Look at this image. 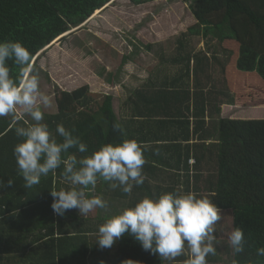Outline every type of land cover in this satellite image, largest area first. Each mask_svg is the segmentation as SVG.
<instances>
[{"label": "trees", "instance_id": "1", "mask_svg": "<svg viewBox=\"0 0 264 264\" xmlns=\"http://www.w3.org/2000/svg\"><path fill=\"white\" fill-rule=\"evenodd\" d=\"M111 1L0 0V43L21 42L34 59L43 48L85 23ZM130 1L139 5L155 0ZM190 9L197 24L179 39L186 55L171 59L186 66V75L172 82L189 84L192 78L195 88H211L202 102L205 106L208 103V111L214 110L213 97L226 94V102L230 104L264 105V0H193ZM202 34L207 41L205 49L196 50L192 40ZM8 64L13 68V76L18 77L19 69L11 60ZM95 97L89 85L73 91L62 90L56 94L57 113L44 114V122L53 133L63 124L87 144V153L69 150L68 154L78 158L107 143L136 139L130 134L127 119L117 114L113 96L104 95L102 100ZM153 100L155 106L163 107L160 98ZM201 112L204 114V107L194 110L197 117ZM25 121L33 123L31 118L20 116L18 120L0 117V264H125L129 260L134 264H183L190 258L186 254L176 261L163 260L158 253L144 250L130 234L116 240L111 248H101L97 241L102 225L98 215L99 223L81 216L78 209L57 215L52 208L51 190L69 188L61 175L63 165L56 175L49 173L41 178L40 184L30 189L24 187L14 148L21 142L15 128L24 126ZM117 122L126 136L113 131ZM200 133L207 136L208 132ZM215 134L212 133L215 141L209 144L202 141L195 146L192 174L185 168L182 169L185 173L173 172L174 187H154L146 179L143 185L134 186L129 196L99 180L101 197H107L109 203L103 220L135 206L146 194L158 198L168 192L195 191L200 198L214 192L217 195L210 198L224 218L217 224V254L207 257L208 264H264V256L258 255V249L264 247V118L219 117ZM136 140L152 144L145 149L148 163L143 171L150 172L156 161H165L171 170H179L171 165L172 158L160 159L156 150L161 151L162 146L158 141ZM203 159L208 165L206 171L202 170ZM185 162L188 166V159ZM9 179L14 181L11 187L7 186ZM176 184L184 188L178 190ZM237 227L244 230L246 239L245 251L240 254L234 253L229 239Z\"/></svg>", "mask_w": 264, "mask_h": 264}, {"label": "clouds", "instance_id": "2", "mask_svg": "<svg viewBox=\"0 0 264 264\" xmlns=\"http://www.w3.org/2000/svg\"><path fill=\"white\" fill-rule=\"evenodd\" d=\"M10 60L19 69L18 77L12 74ZM50 104L49 97L41 91L40 75L33 67L30 50L21 42L0 43V117L18 120L19 111L33 121L15 128L21 142L15 146L14 155L25 188L40 184L41 178L49 173L56 175L63 165L61 175L69 188L51 190L52 208L57 215L78 209L81 216H87L97 208L108 209V201L94 194L99 180L129 196L134 186L145 183L147 176L143 169L148 163L145 157L148 144L124 139L118 144H104L81 158L68 154L70 149L87 153L88 146L63 124L57 126L56 133L50 130L42 110ZM112 128L122 136L127 135L118 122ZM13 184V180L7 181L8 187ZM210 196L198 198L195 191L168 192L158 198L146 194L135 206L107 219L99 227L97 241L101 248H111L116 240L130 234L144 250L158 253L163 260L176 261L187 254L190 258L183 264H208L207 257L217 254V224L224 218ZM229 239L235 254L245 251L242 228H234ZM258 255L264 256V247L258 249ZM125 264L134 262L129 260Z\"/></svg>", "mask_w": 264, "mask_h": 264}, {"label": "rangeland", "instance_id": "3", "mask_svg": "<svg viewBox=\"0 0 264 264\" xmlns=\"http://www.w3.org/2000/svg\"><path fill=\"white\" fill-rule=\"evenodd\" d=\"M192 3L193 0H155L136 5L130 0H112L81 28L70 29L55 39L33 59L34 68L37 63L35 70L40 75L41 91L51 101L49 107L42 109L44 114L57 113L56 94L62 90L73 91L89 85L96 100L112 94L123 104L126 93L120 86L124 87L122 82L132 69V73H144L161 67L170 68L173 73L178 68L170 58L186 55L187 51L181 49L179 39L197 24L190 9ZM204 36L193 38L192 47L205 49ZM249 114L264 115V111L249 110ZM17 116L31 118L19 111ZM100 181L94 193L98 196H101ZM105 200L108 201L107 197ZM105 212L97 208L84 217L99 223L98 215L103 224Z\"/></svg>", "mask_w": 264, "mask_h": 264}, {"label": "crops", "instance_id": "4", "mask_svg": "<svg viewBox=\"0 0 264 264\" xmlns=\"http://www.w3.org/2000/svg\"><path fill=\"white\" fill-rule=\"evenodd\" d=\"M175 63L178 69L173 73L172 69L161 67L144 73H132L133 69L128 72L129 76L125 82H122L124 87L120 86V90L126 93L123 104H120L119 97L110 94L113 99L118 98L119 101H114L115 110L116 106L119 105V110L116 112L119 117L126 118L127 124L131 125V136L138 140L152 138L153 141H158L162 146L161 151L156 150L161 156L160 159L172 158L171 165L179 168V170H171L168 164H164L165 161L153 162L150 172L148 169L144 173L154 187L158 185L165 188L174 187L173 172L181 170L182 173H185L187 171H183L184 168L190 170L191 174L195 171V146H199L202 141L209 144L216 140L215 131L219 117L243 119L264 117V115L249 114V110L264 111V105L240 106L230 104L226 102L227 94L226 97H213L214 110L208 111V103L205 106L202 102L205 99L204 94L211 88H195L192 78L189 84L187 82L180 85L178 84L181 82L173 83L175 78H179L182 74L186 75V66L179 62ZM111 83L117 85L116 82ZM109 85L111 88V84ZM117 87L119 88V86ZM91 91L93 92V90ZM156 97L164 103L162 108L154 105L153 98ZM203 107L204 114L201 112L197 117L194 110ZM199 131H207V136L202 135ZM187 159L188 166H185ZM205 161L203 159L201 163L203 171H206L208 166ZM175 187L178 190L184 188L181 184H176Z\"/></svg>", "mask_w": 264, "mask_h": 264}, {"label": "water", "instance_id": "5", "mask_svg": "<svg viewBox=\"0 0 264 264\" xmlns=\"http://www.w3.org/2000/svg\"><path fill=\"white\" fill-rule=\"evenodd\" d=\"M85 23H83V24H81V25H79V26H76V27H74V29L73 30H76V29H79V28H81L83 25H84ZM65 36V35H64Z\"/></svg>", "mask_w": 264, "mask_h": 264}, {"label": "bare ground", "instance_id": "6", "mask_svg": "<svg viewBox=\"0 0 264 264\" xmlns=\"http://www.w3.org/2000/svg\"><path fill=\"white\" fill-rule=\"evenodd\" d=\"M99 12V11H98Z\"/></svg>", "mask_w": 264, "mask_h": 264}]
</instances>
